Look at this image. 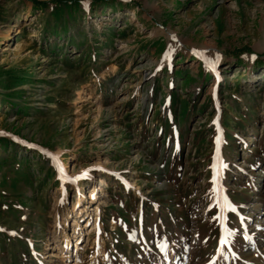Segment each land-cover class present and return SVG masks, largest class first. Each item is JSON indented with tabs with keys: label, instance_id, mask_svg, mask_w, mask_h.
<instances>
[{
	"label": "rangeland",
	"instance_id": "1",
	"mask_svg": "<svg viewBox=\"0 0 264 264\" xmlns=\"http://www.w3.org/2000/svg\"><path fill=\"white\" fill-rule=\"evenodd\" d=\"M41 1L0 0V264H264V0Z\"/></svg>",
	"mask_w": 264,
	"mask_h": 264
},
{
	"label": "snow or ice",
	"instance_id": "2",
	"mask_svg": "<svg viewBox=\"0 0 264 264\" xmlns=\"http://www.w3.org/2000/svg\"><path fill=\"white\" fill-rule=\"evenodd\" d=\"M194 54H197L199 55L198 53H194ZM254 59V57H253ZM212 169H213V173H214V176H213V179L211 181V183L213 185L216 184V178H215V173H216V164L214 163L212 166ZM71 182V181H70ZM213 191L214 192H217L218 189L216 188H213ZM220 200H222V203L220 202ZM220 200L217 201L216 203V206L219 208L220 210V213L222 214L224 211H230V212H235V209L233 208V206L231 205V203L227 200L226 197H220ZM211 207V205H210ZM222 218V215H217L216 217H214V219H217V220H220ZM225 235H222L221 236V239H220V243L221 244H224L227 242V236H230L232 235V233L230 231H228L227 228H224L223 224L221 225ZM161 249L163 250V248L165 247V245H160Z\"/></svg>",
	"mask_w": 264,
	"mask_h": 264
},
{
	"label": "bare ground",
	"instance_id": "3",
	"mask_svg": "<svg viewBox=\"0 0 264 264\" xmlns=\"http://www.w3.org/2000/svg\"><path fill=\"white\" fill-rule=\"evenodd\" d=\"M82 201H83V196L80 195V196L77 198L76 203H75V208H76V209H78V208L81 207V205H82ZM73 222H74V225H75L76 227H78V223H77L76 219H74ZM76 247H77V246H76ZM77 248H78V247H77Z\"/></svg>",
	"mask_w": 264,
	"mask_h": 264
},
{
	"label": "trees",
	"instance_id": "4",
	"mask_svg": "<svg viewBox=\"0 0 264 264\" xmlns=\"http://www.w3.org/2000/svg\"><path fill=\"white\" fill-rule=\"evenodd\" d=\"M59 2H68V1H62V0H57ZM52 2V1H41L40 2V8H47V6L49 5V3ZM67 6V5H66Z\"/></svg>",
	"mask_w": 264,
	"mask_h": 264
}]
</instances>
